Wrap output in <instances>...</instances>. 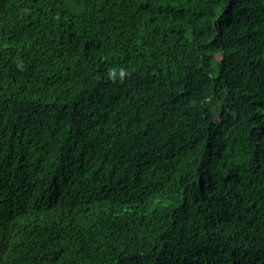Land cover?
Masks as SVG:
<instances>
[{"label": "trees", "instance_id": "16d2710c", "mask_svg": "<svg viewBox=\"0 0 264 264\" xmlns=\"http://www.w3.org/2000/svg\"><path fill=\"white\" fill-rule=\"evenodd\" d=\"M6 264H264V0H0Z\"/></svg>", "mask_w": 264, "mask_h": 264}, {"label": "clouds", "instance_id": "9594fccd", "mask_svg": "<svg viewBox=\"0 0 264 264\" xmlns=\"http://www.w3.org/2000/svg\"><path fill=\"white\" fill-rule=\"evenodd\" d=\"M16 224L19 225L17 220L13 219V224L9 222H3L0 224V264H6L11 257L14 256L15 251L18 247L16 242L15 233L17 229Z\"/></svg>", "mask_w": 264, "mask_h": 264}]
</instances>
